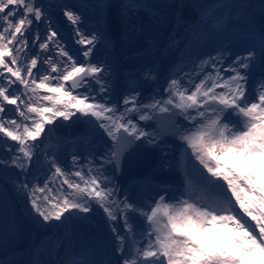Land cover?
<instances>
[{
  "label": "snow or ice",
  "instance_id": "6c2138e0",
  "mask_svg": "<svg viewBox=\"0 0 264 264\" xmlns=\"http://www.w3.org/2000/svg\"><path fill=\"white\" fill-rule=\"evenodd\" d=\"M53 7L76 26L75 42L83 46L77 49L82 59L71 55L61 42L53 26L54 13L40 0H0V150H8L0 156V168L19 170L17 176L27 175L36 165L49 169L43 184L39 176L35 183L13 180L16 194L30 205L29 218L45 230L65 221L92 223V214L102 212L114 259L89 262L70 257L61 264H264V179L236 162L243 160L264 169V24L256 26L247 19L255 8L251 0H243L234 19L229 13V22L248 25L245 35L250 46L246 52L233 55L228 48L217 50L194 66L195 76L172 75L163 88L166 98H157L158 92L146 100L141 98L142 83L157 80L151 68L140 77L129 73L121 104L103 99L113 87L112 64L107 56L95 60L93 56L97 47L114 49L117 27L118 34L128 40L142 31L141 26L129 23L141 10L140 0H119L114 18L111 4L94 5L97 26L89 32L80 29L83 13L67 5ZM261 10L264 12V4ZM34 24L37 28L45 24V33L42 36L37 31L29 40ZM42 54L47 55L41 59ZM250 80L254 83L251 93ZM13 111L19 119L9 115ZM164 114L182 116L191 123L192 128L187 129L179 120L173 121L175 131L170 135L186 146V152L191 150L210 177L226 184L231 197L220 195L208 204H197L187 199L171 203L165 195H158L147 205H137L128 195L120 198L116 180L135 153L159 152V166H166L167 151L159 133L155 128L146 131L139 123ZM229 115L234 119L226 120ZM73 117L88 118L85 122L102 130L111 141L88 162L87 172L83 167L68 171L56 153L45 149L42 157L38 151L47 125L57 118L69 121ZM97 159L99 163L93 167ZM72 162L73 166L78 162L76 154ZM203 180L207 185L216 183L208 177ZM189 183L186 178L184 186ZM136 217L146 225L141 237L147 241L139 246L129 243L136 238ZM17 231L15 218L7 229L0 230V248L8 249L0 264H46L35 243L29 259L17 258L20 250L10 247ZM205 233L223 235L227 246L211 244L205 250L194 239Z\"/></svg>",
  "mask_w": 264,
  "mask_h": 264
},
{
  "label": "rangeland",
  "instance_id": "374dc122",
  "mask_svg": "<svg viewBox=\"0 0 264 264\" xmlns=\"http://www.w3.org/2000/svg\"><path fill=\"white\" fill-rule=\"evenodd\" d=\"M148 1H154V0H148ZM147 0H140V4L141 5H144V7L147 5V6H150V5H148V2ZM40 2L42 3V0H40ZM63 2V3H62ZM118 2H119V0H83V1H74V0H55V2H53V6H57V5H67V6H69V7H72V8H75L78 12H84V13H90V12H92V11H94L95 13H97L98 12V9L96 8V7H94V5H96V4H98V3H108V4H111L113 7H112V9L110 10L111 11V13H112V17L114 18L115 17V11H116V9H115V6L118 4ZM144 2V3H143ZM151 4H154L153 2L151 3ZM156 4H158L157 2L155 3V5ZM46 6V10L48 11V12H53L54 13V19H60V20H64L67 24H69L71 27H72V29L74 30V33H75V27L76 26H74V25H72L68 20H67V18L66 17H64L63 15H62V11L58 8V7H53V8H49L47 5H45ZM147 9V8H146ZM158 11H160V10H154V16L153 17H156V14H157V12ZM144 14H148V12H140V14L138 13V14H136L138 17L139 16H143ZM149 15V14H148ZM151 17H152V15H151ZM62 18V19H61ZM160 19H157V22L159 21ZM149 22H150V20H149ZM129 23L130 24H135V25H138L140 22L139 21H136L135 20V18H131L130 19V21H129ZM149 25H151V22L149 23ZM45 28H46V25L45 24H40L39 25V27L37 28V26L34 24L33 26H32V35L30 36V38H29V40H31L32 39V36H34L35 34H36V32L37 31H39V33L42 35V32H45ZM70 29V28H69ZM119 29V28H118ZM71 30V29H70ZM142 35L141 34H139L137 37H135L134 39H132L133 40V42H131L130 40H128V39H126V41H127V43H129L130 45H131V47L134 49L136 46H137V41H138V39H142V37H141ZM61 42H62V40H61ZM63 43V42H62ZM32 45L30 44L29 45V47H31ZM57 51H58V49H57ZM43 55H47V54H42V59H43ZM52 55L53 56H55L56 55V51H53L52 52ZM72 55V54H71ZM44 67H47V65H44ZM35 71V70H34ZM53 75H55V74H53ZM7 76V75H6ZM78 91H80V92H83L84 91V89H81V90H78ZM41 94H43V92H41ZM25 98H27V97H25ZM8 108V107H7ZM14 108V106H12L11 105V108H9V109H13ZM9 115H11L13 118H16V119H19V116L13 111V112H11V113H9ZM77 115H79V114H77ZM62 118H57V120L54 122V124L53 125H47L46 126V131H51V130H53V129H55V128H59L60 129V127H61V125H59V122H60V120H61ZM88 118H84V117H81L79 120H77L76 119V117H73V118H71L69 121H65L66 123L64 124L65 126H67V125H70V126H72V125H74V124H83V123H85V121L87 120ZM64 121V120H63ZM74 122H76V123H74ZM72 123H74V124H72ZM96 129L95 130H97L98 132H99V128H97V127H95ZM0 135H2V134H0ZM8 143H14V142H12V141H8ZM8 150L5 148V149H3V150H0V156H3L4 155V153L5 152H7ZM100 153H102V151H101V149H100ZM52 157H50V159H51ZM237 163H239V164H241V165H243V167H244V170L245 171H247V172H251L253 175L255 174L256 176H258V177H260V178H262V179H264V169H260V168H255V167H252V166H250V165H247V164H245L244 163V161L243 160H237L236 161ZM37 166V165H36ZM17 171L18 170H16V169H13V168H11V167H9V169H7V170H5V169H2V168H0V172H2L3 173V175L5 176V177H7V176H12L15 180L16 179H18L19 180V178L16 176V174H17ZM226 185V184H225ZM56 187H59V184H57L56 185ZM66 189V188H65ZM226 192H227V186H226ZM230 193V192H229ZM231 194V193H230ZM16 197L18 198V201L17 202H19L20 201V199L19 198H22V196H18L17 194H16ZM21 205L23 206V210L25 209L24 208V200H23V198L21 199ZM30 207V205H27V209ZM11 208H12V206L11 205H5V209L2 211V213L4 214V216H5V218L7 219V221H5V223L4 224H8V225H10V222H11V220H12V218H11V220H10V215L11 214H13V212H12V210H11ZM27 209L26 210H24L23 212H26L27 211ZM236 210V212H238L239 213V207H238V205H237V207L235 208ZM1 211V210H0ZM29 218V217H28ZM30 219V218H29ZM16 221V220H15ZM16 224H17V222H16ZM27 226H29L31 229H34L33 227H35V226H37V225H32V224H29V222H27V221H24L23 222V224H17V229H18V231H17V235H16V238L18 237V234H19V232L21 231L20 229L22 228V229H26L27 228ZM26 235H27V240L29 241V239L31 238V236L33 235V230H32V233L31 232H28V231H26ZM194 235V234H193ZM16 238H15V241H14V243L16 242ZM194 239H199L200 240V242L204 245V247H205V250H207L208 248H209V246L211 245V244H218L219 246H221L220 244H219V242L217 241V235L215 234V233H205L203 236H195L194 235ZM222 247V246H221Z\"/></svg>",
  "mask_w": 264,
  "mask_h": 264
},
{
  "label": "bare ground",
  "instance_id": "6f19581e",
  "mask_svg": "<svg viewBox=\"0 0 264 264\" xmlns=\"http://www.w3.org/2000/svg\"><path fill=\"white\" fill-rule=\"evenodd\" d=\"M49 0H42V3L44 4V5H49V4H53V2L54 1H51V2H48ZM74 1H76V0H74ZM79 1V0H78ZM63 3V2H62ZM148 12L146 9L145 10H141V12ZM208 16V15H207ZM132 17H134V18H136V19H138L139 21L142 19V20H146L147 19V15H143V16H136V14L135 15H133ZM149 18L151 17V15H149L148 16ZM208 23L206 22V23H204V27H206V25H207ZM240 25V22H239V24H237V25H235L234 27H237V26H239ZM139 26H141L142 27V25L141 24H139ZM182 26V25H181ZM231 30H232V28H230ZM45 32H42V35L44 34ZM176 38V37H175ZM172 35H169V36H167V40H166V43L167 44H169L170 42H172L174 39H175ZM116 39H117V37H116ZM198 42H200L201 43V41H197L195 44H194V46L192 47L195 51H197L196 53H195V57L194 58H197L198 57V55H199V53H200V45H198ZM171 47L174 49V50H177V54H178V48H179V46L178 45H171ZM158 51H161L160 49L158 50ZM118 54L119 55H122V54H120V52H118ZM132 56V55H131ZM178 68H176V72L174 73V74H178L179 72H177V71H180V72H184L185 70H186V68H187V66H181V65H178L177 66ZM180 69V70H179ZM174 70V69H173ZM189 75H190V71H189ZM168 77H165V78H163V79H161V80H164V79H167ZM84 133V132H83ZM83 133H79L80 135L79 136H81ZM88 133L91 135V137L90 138H94L95 137V135L97 136V137H95L96 139H98L97 140V142H96V144L94 145V146H92L90 149H92V148H95V147H97V144H101L102 142H103V138L101 137L100 138V136H99V133L97 132V131H94L93 133L91 132H89L88 131ZM100 138V139H99ZM45 139H47V137L45 138ZM43 140V144L41 145V147H43V148H45V149H49V148H53V149H55L56 147H54V146H51L50 145V142L51 141H49V140ZM41 152H43L44 153V149H42L41 148ZM67 154H72L73 153V151L69 148V150H67ZM99 154V151L98 150H96V151H94L92 154H91V160H93V158L94 157H96L97 155ZM44 155V154H43ZM97 164V160L94 162V165H96ZM76 166V165H75ZM74 166V167H75ZM74 167H72L71 166V168H70V171H75L76 170V168H74ZM37 172V175H36V177L37 176H39L40 177V183L41 184H43V182H44V179L46 178V174H50L49 173V169L47 168V167H43L42 165L41 166H37V167H35L33 170H32V172H31V174L29 175V177H28V181L29 182H32V183H35L36 182V177H32V173L33 172ZM20 179V178H19ZM151 178H146V181H149ZM141 180L142 179H139L138 181H137V183L138 184H140L141 183ZM20 182L21 183H23V180H21L20 179ZM8 193L11 195V191L10 190H8ZM227 195L228 197H230V194L229 193H227L226 192V190H224V193H223V195ZM210 202V201H209ZM208 202V203H209ZM207 203V204H208ZM27 218V217H26ZM17 219H19V217H17ZM2 230V229H1ZM42 247H43V245H42ZM11 256L9 255V258H10Z\"/></svg>",
  "mask_w": 264,
  "mask_h": 264
}]
</instances>
